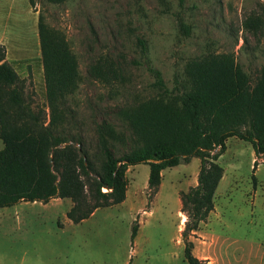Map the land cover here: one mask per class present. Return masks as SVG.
Masks as SVG:
<instances>
[{"label":"rangeland","instance_id":"obj_1","mask_svg":"<svg viewBox=\"0 0 264 264\" xmlns=\"http://www.w3.org/2000/svg\"><path fill=\"white\" fill-rule=\"evenodd\" d=\"M39 14L75 55L79 80L65 98L67 120L91 144L99 122L124 127L118 107L155 93L150 67L172 87L185 62L207 52H232L252 79L264 64V0H0L5 58L25 79V101L44 109L46 120ZM251 17L259 21L256 31L248 26ZM101 60L116 70L108 80L91 72ZM124 147L117 143V153ZM217 161L223 175L213 209L189 235L192 252L200 264H264V157L233 135ZM199 162L192 156L164 168L152 196L149 165H130L125 198L77 223L65 214L70 198L0 208V264H188L180 193L196 184Z\"/></svg>","mask_w":264,"mask_h":264},{"label":"trees","instance_id":"obj_2","mask_svg":"<svg viewBox=\"0 0 264 264\" xmlns=\"http://www.w3.org/2000/svg\"><path fill=\"white\" fill-rule=\"evenodd\" d=\"M248 26L256 31L260 26L257 17H251ZM38 37L47 120L44 109L25 101V79L6 60L5 46L0 43V207L19 201L45 203L53 197L70 198L66 216L77 223L96 208L125 198V172L130 165H149L147 189L152 196L164 168L197 156V182L181 191L180 202L186 216L181 231L184 256L188 264H200L189 235L214 207V194L223 175L217 159L226 148V139L235 135L247 140L256 156L264 157V64L252 79L232 52H207L188 59L183 72L175 74L172 87L158 68L150 67L155 93L118 107L124 127L107 120L99 122L91 144L81 131H73L67 120L65 98L79 80L75 55L64 35L47 26L41 14ZM105 61L92 65L91 72L108 80L116 70ZM117 143L125 145L119 154ZM257 164L255 159L252 168ZM252 180H256L254 173ZM136 232L133 224L131 237Z\"/></svg>","mask_w":264,"mask_h":264},{"label":"crops","instance_id":"obj_3","mask_svg":"<svg viewBox=\"0 0 264 264\" xmlns=\"http://www.w3.org/2000/svg\"><path fill=\"white\" fill-rule=\"evenodd\" d=\"M2 146H3V142H2V139L0 138V148H2ZM57 199H60V197H53V198H51V199H49V201H51V200H57ZM49 201H47V202H49ZM34 203V202H41V201H19V202H17V203H15L14 205H12V206H15L16 204L18 205V204H21V203ZM2 207H7V206H1L0 208H2ZM66 211H67V208L65 209V214H66Z\"/></svg>","mask_w":264,"mask_h":264}]
</instances>
